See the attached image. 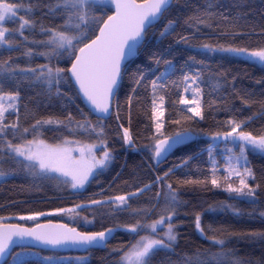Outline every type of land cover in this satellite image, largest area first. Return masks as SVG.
I'll return each instance as SVG.
<instances>
[{
  "label": "trees",
  "instance_id": "trees-1",
  "mask_svg": "<svg viewBox=\"0 0 264 264\" xmlns=\"http://www.w3.org/2000/svg\"><path fill=\"white\" fill-rule=\"evenodd\" d=\"M209 3L213 5L211 11L217 14L210 21L211 27L200 24L197 29L196 26L190 27L185 23L188 17L197 12L203 13ZM98 7H103L104 13L97 11V15H104L106 18L113 13L109 5ZM35 18L49 27L58 26L62 22L60 17L42 19L39 11L35 13ZM169 19L177 21L176 31L172 35L161 37L160 31ZM6 26L11 30L16 25L7 23ZM25 35L29 33L26 32ZM181 36H187L189 43L178 42ZM34 38L46 39V34L36 29ZM204 43L249 49L264 47V0H176L167 17L148 34L140 54L126 65L109 120L94 117L83 105L71 82L61 85L62 90L71 97L70 100L48 97L37 84L29 85L27 81L20 84L19 112L6 113V122H18L21 130L25 127L31 129L37 119L53 117L67 123L65 117L71 112L77 122L82 123L87 119L92 125L102 126V138L91 131H45L38 138L50 145L60 144L64 138L81 145L106 144L107 151L114 159L108 168L90 179L80 192H73L69 183L62 187L57 179L41 180L33 177L20 165L5 159L0 164V171L8 173L0 181V218L12 219L39 211L75 209L73 213L52 215L35 224L17 220L9 223L31 227L37 223L53 221L66 223L81 232H99L113 228L117 229V233L104 251H90L85 255L18 249L14 253L23 251L25 254V259L18 264H48L42 257L51 258L55 264H122L123 253L135 239V233L127 231L124 226L135 225L138 221L141 224L153 222L170 211L175 212L171 221L177 234L174 250L157 251L151 264H183L186 258L197 255L202 262L211 261V254L221 251L219 246L213 244V236L227 241L226 249L234 253L242 264H264V238L258 235L264 233V216L260 215L264 212V156L252 152L247 154L246 166L255 176V179L247 178V182L259 185L255 203H252L224 190L226 182L222 177L227 175L226 164L216 154L214 159L217 158L216 175L220 187L211 184L213 160L208 155V147L212 145L208 137L230 130L227 123L230 120L245 122L244 130L253 136L264 135V65L250 62L248 58L241 56L207 53L200 48ZM28 47L33 48L31 57L25 55L26 49L21 47L19 50H0V60L10 57L21 68L37 69L40 65L49 63L47 57L38 54L46 51L42 45ZM190 56H195L204 63H192ZM157 59L161 62L156 63ZM164 60L172 61L174 67L166 69ZM52 64L65 69L70 67L68 59H53ZM166 70L170 79L167 88L159 93L164 95L165 100L160 120L164 126L158 133L152 112L151 89L146 85L149 80ZM189 70L200 72L202 77L200 87L203 89V99L200 101V111L203 119L186 110L194 107L193 105L185 106L176 102L185 95L188 98L192 96L191 92L183 93V85L179 83ZM141 74L144 75V81L137 87L135 80ZM14 90L11 82L5 85V92ZM173 120L180 122L172 123ZM124 128L129 130L132 145L122 139ZM185 130L195 134L196 140L180 147L165 163L157 166L152 152L153 137L159 140L162 138L161 133L163 136H174ZM27 138L32 139V136L27 134ZM17 142L13 140V143ZM224 144L226 143L212 145L214 151ZM185 160L188 161L187 164H184ZM182 164L183 167H179ZM170 169L172 171L167 177L153 183L155 177L163 176ZM227 183L238 187L239 178L233 176ZM146 184H151L152 187L138 195H129L138 192ZM168 184L172 185V190L178 197L174 209L165 199L169 191ZM119 195L129 196L130 209L113 211L109 207L110 198ZM94 199L109 203L104 206L94 205L91 203ZM77 205L84 207L77 208ZM228 205L232 208H228ZM197 216L204 229L203 235L196 228ZM85 217L92 222L87 223ZM225 264H230V261L226 259Z\"/></svg>",
  "mask_w": 264,
  "mask_h": 264
},
{
  "label": "snow or ice",
  "instance_id": "snow-or-ice-1",
  "mask_svg": "<svg viewBox=\"0 0 264 264\" xmlns=\"http://www.w3.org/2000/svg\"><path fill=\"white\" fill-rule=\"evenodd\" d=\"M175 2L176 0H141V2H138V0H0V50H19L24 47L26 49L24 54L31 57L33 48L28 47V45H42L46 51L38 54L47 57L49 60L48 64L40 65L39 69L33 67L21 68L19 65L14 64L10 57L7 60H0V164L5 159L13 161L25 169L29 175L41 180H56L58 177H65L66 179L61 183L68 184L70 182L73 189H83L89 177L97 169L104 170L108 168L114 157L107 151L106 144L101 145L102 158L99 159L94 152L96 146L86 145L89 157L86 159L83 149L78 150V156H73L70 150L65 147L73 143L72 140L64 138L62 143L50 145L38 138L45 131H91L102 138V126L92 125L87 119L82 123L77 122L71 112H68L65 117L67 123H64L60 118L49 117L37 119L31 125V129L25 127L21 130L18 122H6L5 113L9 110L14 113L19 112L20 92L18 88L24 81H27L29 85H39L48 97L55 96L60 99L68 98L69 100L71 97L67 96V92L62 90L61 85L70 84L71 81H74L75 85L78 86V92L90 102L94 111L108 114L125 74L124 69L127 63L140 54V50L147 41L148 34L157 23L167 17ZM106 4L114 5V14L107 15L106 18L104 15H97V11L104 13V8L98 7V5ZM212 8L213 5L209 3L203 13L197 12L195 15L188 17L185 23L190 27L196 26L197 29L200 24L211 27L210 21L217 15L211 11ZM37 11L41 12L42 19L44 17L53 19L60 17L62 22L55 27L46 26L36 20L35 13ZM221 18L226 19L227 17L221 16ZM7 23L16 26L10 30L6 26ZM176 25L177 21L167 20L160 31V36L172 35L176 31ZM36 29H39L40 33L46 34V39H35ZM26 32L29 35H25ZM236 34L233 33V35ZM30 36L33 38L30 39ZM178 42L189 43V38L181 36ZM200 48L210 54L222 53L232 56H245L250 62L264 65V47L249 49L222 44L213 46L204 43ZM53 59H68L70 67L65 69L53 65ZM189 60L195 64L204 63L203 60H197L195 56H190ZM160 62V59L156 60V63ZM163 62L166 69L174 67L170 60H164ZM186 67L190 68L189 65H186ZM17 73L30 75L20 76ZM169 79L166 70L165 73H161L155 79L149 80L146 85L151 89L152 112L156 120L155 127L158 133L164 126L160 120L163 116L161 109L164 107L165 100L164 95L159 93L167 88ZM143 81L144 75L141 74L135 80L136 86L140 87ZM10 82L15 90L5 92V85ZM201 82L200 72L186 71L179 83L183 85V93L191 92L192 96L188 98L185 95L176 102L184 105H194V107H189L186 110L191 112L193 116L203 119L200 111V101L203 99ZM133 91H135V88ZM157 100L159 103H157ZM18 119L17 116V121ZM171 122L178 124L180 121L173 120ZM227 123L230 125V130L224 133L218 132L212 136L214 141H226L225 149L230 153L225 167L227 175L222 177L226 182L224 190L255 203L256 189L259 185H250L247 182V178L255 179L252 170L246 166L248 162L247 154L249 151H258L264 154V135L253 136L250 132L244 130L243 125L245 122L243 121L237 123L230 120ZM121 127L123 126L121 125ZM27 134H30L32 139H28ZM161 136L162 138L159 140H156L155 136L153 137L152 152L157 163L174 147L185 143L189 139V132L188 130L177 132L174 136H163L161 133ZM122 139L129 145L133 143L127 128L123 130ZM13 140L18 142L13 143ZM229 145H232V147H229ZM236 148L239 149V155L235 154ZM214 150L213 146L209 145V159L213 160L211 184L220 187L216 175L217 165L213 157ZM18 157L22 159H17ZM241 162H243V165ZM187 163L188 161L185 160L184 164ZM179 167H183V164ZM242 167L243 171H241ZM171 171L170 169L163 176L155 177L153 183L162 181ZM7 174L0 171V178L5 177ZM233 176L239 178L238 187H233L231 183H227ZM151 187V184H146L144 188L138 189V192L129 195H138L144 192L146 188L150 189ZM167 187L169 191L165 199L174 209L177 206L178 197L172 190L171 184H168ZM157 197H159V193H157ZM110 200L109 207L113 211H126L131 208L129 196L119 195L110 198ZM91 203L104 206L109 202L94 199ZM76 207L82 208L84 205H77ZM227 207L232 208L231 205ZM73 212H75V209L39 211L29 215H21L18 219L38 221L42 216ZM76 215H79V213H76ZM173 215H175V212L170 211L166 216H161L159 220L152 224H141L138 221L135 225L124 226L127 231L132 233L148 228L156 236L160 235L157 232V226H166L167 228L162 238L141 236L125 254L124 260L127 264H151V259L157 251L174 250L177 234L173 230V223H171ZM260 215L264 216V212H261ZM84 219L87 223L92 222L87 217ZM43 228L44 226L39 223L35 228L21 227L19 224L4 225L3 230H0V259H3L8 253L14 236L20 238L28 236L44 245L53 247L75 245L91 250L96 247H107L109 236L114 231L113 228H108L106 231L81 232L75 228H67L64 225H61L58 229L37 231V229ZM196 228L202 235L204 234L199 216L196 218ZM258 235L260 238H264V233ZM211 239L213 244L221 249L220 252L211 254V261L202 262L199 255H197L186 258L183 264H211L213 261L214 264H225L226 259L230 261V264H242L234 253L226 249L227 241L215 236ZM19 255L18 253L17 256ZM13 259H16V257H13Z\"/></svg>",
  "mask_w": 264,
  "mask_h": 264
},
{
  "label": "water",
  "instance_id": "water-1",
  "mask_svg": "<svg viewBox=\"0 0 264 264\" xmlns=\"http://www.w3.org/2000/svg\"><path fill=\"white\" fill-rule=\"evenodd\" d=\"M112 9H113V13H112V15H113L114 12H115L114 5H112ZM71 83H72L73 87L75 88V90L77 91V93L79 95V98L81 99L83 105L86 107V109L88 111H90V113H92V115L94 117H96L98 119H101V120H105V121L106 120H109L112 117V114H113V105H114V101H115V98H116L117 94H116L115 98L112 101V104H111L110 109H109V113L108 114L98 113V112H96V111L93 110L92 106L90 105V102L82 94H80L78 92V86L75 85V82L74 81H71ZM120 85H121V82H120ZM120 85H119V88H120ZM119 88H118V91H119ZM118 91H117V93H118ZM195 139H196V135L193 134L192 132H189V139L186 140L185 143L180 144V145H177L176 147H174L166 156H164L161 159V161L159 163L156 162V165L159 166V165L165 163V161L177 149H179L182 146H185L187 144H190V143L194 142ZM7 224H13V223H7ZM7 224H1L0 225V230H3V226L4 225H7ZM39 224L43 225L44 228L43 229H37L38 232L39 231H42V230L58 229V228H60L61 225H64L67 228H74V227H71L68 224L62 223V222L47 221V222H41ZM36 225L31 226V227H29V226H23V225H20V226L21 227H26V228H35ZM75 229L77 231H79L77 228H75ZM116 233H117V229H114V231L109 236V239L107 241V246L112 241V239L114 238V236L116 235ZM12 239H13V242H12V244L10 246V249H9L8 253L5 255V257L3 259H0V264H6L10 260V258L12 256V254L14 253V251L15 250H18V249H30V250H35V251L48 252V253H57V254H78V255H85V254H87L90 251H95V250H97V251H104L107 248V247H96V248H93L91 250H88V249H86L84 247L75 246V245H62V246H58V247H53V246H50V245H44V244H42V243H40V242L36 241L35 239H33L31 237H28V236H25L23 238H20L18 236H14Z\"/></svg>",
  "mask_w": 264,
  "mask_h": 264
},
{
  "label": "rangeland",
  "instance_id": "rangeland-1",
  "mask_svg": "<svg viewBox=\"0 0 264 264\" xmlns=\"http://www.w3.org/2000/svg\"><path fill=\"white\" fill-rule=\"evenodd\" d=\"M107 5H109V6H111L112 7V4H106V6ZM241 57H243V58H247V57H245V56H241ZM39 69V68H38ZM185 106H187V105H185ZM194 106V105H193ZM11 110H9L8 112H10ZM8 112H6V113H8ZM5 113V114H6ZM198 117V116H197ZM155 122H156V120H155ZM161 130V129H160ZM208 139L211 141V143H212V145H218V144H221V143H227L226 141H223V140H216V141H214V140H212V136L211 137H208ZM86 145H81V144H78V143H75V142H73V143H71V144H69V145H66L65 147H67L69 150H70V153H71V155H73V156H78L79 155V149H83L84 150V152H85V158L86 159H88L89 157H88V152H87V148L85 147ZM229 147H232V145H229ZM94 152H95V154H96V156H97V158L99 159V158H102V147H101V145H99V146H96L95 148H94ZM249 152H252V153H257V154H261V153H259L258 151L257 152H253V151H249ZM248 152V153H249ZM215 154L217 155V156H219L221 159H223L224 161H225V164L227 163V157H228V155H230V153H228L227 151H226V149H225V144H224V146L223 147H219L218 148V150L215 152H213V157L215 156ZM235 154L236 155H238L239 154V149L238 148H236L235 149ZM261 155H263L264 156V154H261ZM17 159H22V158H17ZM217 158H215L214 160H216ZM242 163V162H241ZM105 170V169H104ZM104 170H99V169H97V171L96 172H94L93 173V175L92 176H90L89 177V180L90 179H92L94 176H96L97 175V173H99V172H102V171H104ZM64 179H66L65 177H58V182H60L61 183V181H63ZM3 179L2 178H0V181H2ZM88 180V181H89ZM69 184H70V182H69ZM87 184V183H86ZM85 184V185H86ZM61 185H62V187H64L65 185H64V183H61ZM70 186H71V184H70ZM85 188V187H84ZM83 188V189H84ZM83 189H73L72 187H71V190L73 191V192H80V191H83ZM52 216V215H51ZM51 216H42V217H40L39 218V220L38 221H40V220H43V219H46V218H49V217H51ZM27 221L28 223H34L35 224V222H37V221H32V220H20V219H18V218H12V219H1L0 220V225L1 224H7V223H9L10 221ZM157 221V220H156ZM153 222H155V221H153ZM153 222H147V223H145V224H152ZM13 224H17V223H13ZM174 230V229H173ZM167 231V228H166V226H157V232H159L160 233V235L159 236H156V234L155 233H152L151 232V230L150 229H148V228H145V229H143V230H138V232L137 233H135V239H134V241H133V243L132 244H130V246L127 248V250L123 253V255H122V257H121V262H122V264H127V262L124 260V256H125V254L131 249V247H132V245H134L135 243H136V241L137 240H139L140 239V237L141 236H148V237H154V236H156V238H162L163 237V234H164V232H166ZM20 254L19 256H17V254ZM24 252L23 251H17V252H15V253H13L12 254V256H11V258H10V260H9V264H18L19 262H21L22 260H24L25 258H24V255L25 254H23ZM13 257H16V259H13ZM42 259L46 262V263H48V264H55L56 262H54V261H51V259H47V257H42ZM15 262V263H14Z\"/></svg>",
  "mask_w": 264,
  "mask_h": 264
},
{
  "label": "bare ground",
  "instance_id": "bare-ground-1",
  "mask_svg": "<svg viewBox=\"0 0 264 264\" xmlns=\"http://www.w3.org/2000/svg\"><path fill=\"white\" fill-rule=\"evenodd\" d=\"M190 132V131H189ZM196 138H197V136H196ZM196 140V139H195Z\"/></svg>",
  "mask_w": 264,
  "mask_h": 264
}]
</instances>
